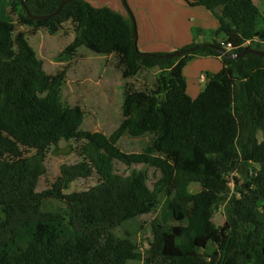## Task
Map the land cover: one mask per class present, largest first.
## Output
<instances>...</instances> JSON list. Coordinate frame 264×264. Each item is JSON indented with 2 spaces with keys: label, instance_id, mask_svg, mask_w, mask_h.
I'll list each match as a JSON object with an SVG mask.
<instances>
[{
  "label": "trees",
  "instance_id": "1",
  "mask_svg": "<svg viewBox=\"0 0 264 264\" xmlns=\"http://www.w3.org/2000/svg\"><path fill=\"white\" fill-rule=\"evenodd\" d=\"M64 1L10 0L7 19L0 18V264H264V57L228 56L264 51V9L254 0H186L209 10L219 26L211 42H192L181 55L166 56L138 50L128 7L125 18L86 0L60 7ZM65 23L74 37L64 52L84 47L110 56L120 70L122 119L108 136L81 128L83 109L61 97L64 73H46L20 30L56 34ZM223 40L232 46L226 53ZM197 57L217 58L222 66L208 73L192 99L182 70ZM142 75L139 87L129 81ZM123 134L151 139L141 152L126 153L117 144ZM70 140L79 143L81 159L37 191L48 150ZM114 159L152 167L159 178L150 188L143 170L115 173ZM244 171L250 181L237 189L240 196L227 199L230 174ZM93 175L95 185L64 192ZM191 184L199 190L190 192ZM161 195L169 198L175 221L152 219L142 258L129 235L116 239L110 230L154 211ZM46 198L63 200L67 218L39 216L35 207ZM224 199L226 221L217 226L212 217ZM209 245L214 250L207 253Z\"/></svg>",
  "mask_w": 264,
  "mask_h": 264
},
{
  "label": "rangeland",
  "instance_id": "2",
  "mask_svg": "<svg viewBox=\"0 0 264 264\" xmlns=\"http://www.w3.org/2000/svg\"><path fill=\"white\" fill-rule=\"evenodd\" d=\"M123 1L128 5L126 3L127 0ZM0 2V13H3V11L5 12L8 9L10 3L5 7L3 2H7V0H0ZM254 2L260 12H262L264 9L263 0H254ZM3 16L6 17V15H0V18H4ZM20 30L25 33L29 45L42 61V68L46 73L50 75H55L59 72L64 73L61 97L65 103L71 106L79 105L83 109L84 119L81 128L85 131L99 132L107 136L113 133L122 119L123 81L120 70L113 64L112 58L94 54L84 47L73 51L72 55L64 52L74 37L70 23H65L56 34H49L44 29L32 32L30 27H21ZM142 77L143 75L129 81L139 87ZM150 139V135L132 137L128 134H123L117 144L123 152H141ZM78 145L79 143L73 140L61 141L57 149L51 147L48 150L44 163L45 172L38 179L37 191L50 187L51 183L60 174V169L63 166L72 165L81 159ZM59 150L65 151L59 152ZM27 154L30 155L32 152ZM112 166L115 173L124 176L130 174L132 169L145 171L150 188H152L153 183L157 181L160 175L154 168L143 164L129 167L114 159ZM250 179V174L245 175V171L244 173H231L229 176L230 191L227 199L233 193L236 194V197L240 196L237 189H244L245 184ZM96 183L97 178L94 175L88 178H78L70 182L69 187L64 192L69 193L87 189ZM198 190L199 186L197 184L189 186L190 192ZM160 198L158 207L151 213L125 221L110 230L112 236L116 239H122L129 235L142 258L146 255L149 243L152 241V219L158 218L165 225L175 221L174 210L169 205V198L164 195H161ZM227 199L220 201L214 211L212 221L217 226L223 225L226 221L224 206ZM263 205L264 202L260 203L261 207ZM35 212L39 216L60 213L67 218L69 207L63 200L46 198L35 207ZM0 218L1 220L5 219L1 208ZM63 230L67 231V227L63 228ZM213 250L214 246L209 245L205 252L210 253ZM127 264H143V260H131Z\"/></svg>",
  "mask_w": 264,
  "mask_h": 264
},
{
  "label": "crops",
  "instance_id": "3",
  "mask_svg": "<svg viewBox=\"0 0 264 264\" xmlns=\"http://www.w3.org/2000/svg\"><path fill=\"white\" fill-rule=\"evenodd\" d=\"M86 1L93 7H107L125 18L130 17L128 7L136 28L137 48L145 53H170L192 42L209 43L213 40V30L219 26L209 10L192 6L186 0H127L128 5L123 0ZM3 3L6 7L10 0ZM221 66L220 60L213 57H197L187 62L182 70L187 95L193 99L202 90L204 83L199 79L200 74L208 76Z\"/></svg>",
  "mask_w": 264,
  "mask_h": 264
},
{
  "label": "water",
  "instance_id": "4",
  "mask_svg": "<svg viewBox=\"0 0 264 264\" xmlns=\"http://www.w3.org/2000/svg\"><path fill=\"white\" fill-rule=\"evenodd\" d=\"M70 0H65L64 2L61 3L60 7L64 4H66L67 2H69ZM58 10V9H57ZM33 17V16H31ZM133 31H134V36L136 37V28H135V24L133 25ZM219 51H222L220 48L218 49ZM183 53L182 50H176V51H173L169 54H167L166 56H179ZM246 53H254V54H257V55H260V56H263L264 57V51H261V50H256V49H252V48H248L246 50H244L243 52L241 53H236V54H230L228 55L229 57H232V58H238V57H241V56H244ZM62 151H65V150H59V152H62Z\"/></svg>",
  "mask_w": 264,
  "mask_h": 264
},
{
  "label": "clouds",
  "instance_id": "5",
  "mask_svg": "<svg viewBox=\"0 0 264 264\" xmlns=\"http://www.w3.org/2000/svg\"><path fill=\"white\" fill-rule=\"evenodd\" d=\"M258 39H254V41H257ZM246 42H248L247 44H246ZM221 43H228V42H225V40H223ZM220 43V46H221V48L224 50V51H222L223 53H226L225 51H229V50H231V48H232V46H231V44L230 43H228V44H230V48L229 49H226L225 47H223V45ZM249 44H251V41H249V40H247V41H245L244 43H243V46H247V45H249ZM221 49V50H222ZM171 53V52H170ZM201 75H203L204 77H205V79H204V81H202L201 79H200V76ZM206 78H207V76L206 75H204V74H200L199 75V79H200V81H202L203 83H205V81H206Z\"/></svg>",
  "mask_w": 264,
  "mask_h": 264
},
{
  "label": "built area",
  "instance_id": "6",
  "mask_svg": "<svg viewBox=\"0 0 264 264\" xmlns=\"http://www.w3.org/2000/svg\"><path fill=\"white\" fill-rule=\"evenodd\" d=\"M248 42H246V44H247ZM222 45H223V47H225L226 49H229L230 48V44H226V43H221ZM200 79L202 80V81H204V79H205V77L203 76V75H201L200 76Z\"/></svg>",
  "mask_w": 264,
  "mask_h": 264
}]
</instances>
